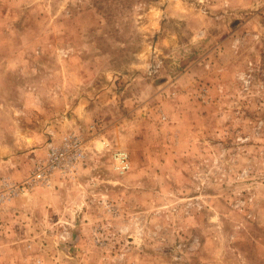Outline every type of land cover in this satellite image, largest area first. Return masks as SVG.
I'll return each mask as SVG.
<instances>
[{
	"label": "rangeland",
	"instance_id": "rangeland-1",
	"mask_svg": "<svg viewBox=\"0 0 264 264\" xmlns=\"http://www.w3.org/2000/svg\"><path fill=\"white\" fill-rule=\"evenodd\" d=\"M0 264H264V0H0Z\"/></svg>",
	"mask_w": 264,
	"mask_h": 264
},
{
	"label": "built area",
	"instance_id": "built-area-1",
	"mask_svg": "<svg viewBox=\"0 0 264 264\" xmlns=\"http://www.w3.org/2000/svg\"><path fill=\"white\" fill-rule=\"evenodd\" d=\"M84 157L85 153L79 137H65L59 146L49 144L45 159L36 162L32 174L24 184L18 186V190L21 187V190H26L36 186L50 185L56 173L69 174ZM127 167V163L122 165L124 170Z\"/></svg>",
	"mask_w": 264,
	"mask_h": 264
}]
</instances>
